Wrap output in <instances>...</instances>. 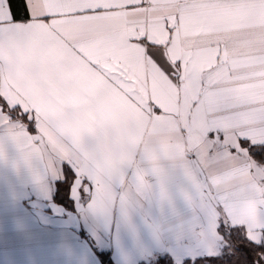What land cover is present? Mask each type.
Masks as SVG:
<instances>
[{
  "label": "snow or ice",
  "instance_id": "obj_1",
  "mask_svg": "<svg viewBox=\"0 0 264 264\" xmlns=\"http://www.w3.org/2000/svg\"><path fill=\"white\" fill-rule=\"evenodd\" d=\"M0 124L100 212L137 157L191 158L211 264H264V0H0Z\"/></svg>",
  "mask_w": 264,
  "mask_h": 264
},
{
  "label": "crops",
  "instance_id": "obj_2",
  "mask_svg": "<svg viewBox=\"0 0 264 264\" xmlns=\"http://www.w3.org/2000/svg\"><path fill=\"white\" fill-rule=\"evenodd\" d=\"M9 126L22 128L13 121ZM9 126L0 124V264H100L99 251H107L114 264L162 255L181 264L213 256L207 237L218 213L191 158L187 170L162 161L155 173L137 157L143 192L136 191L135 170L127 169L122 182L110 184L115 203L107 212L91 209V197L75 188L68 192V210L53 199L68 162L48 152L26 161L7 138ZM22 131L37 134L34 125Z\"/></svg>",
  "mask_w": 264,
  "mask_h": 264
},
{
  "label": "trees",
  "instance_id": "obj_3",
  "mask_svg": "<svg viewBox=\"0 0 264 264\" xmlns=\"http://www.w3.org/2000/svg\"><path fill=\"white\" fill-rule=\"evenodd\" d=\"M66 180L62 179L61 181L56 182L53 199L56 203L64 206L66 209L71 210V201L68 197L69 190L66 189ZM100 261V264H114L109 256L107 251H99L96 253ZM215 256L201 257L194 260H185L181 264H211L212 259H217ZM139 264H173L171 259L166 256H158L154 259H149Z\"/></svg>",
  "mask_w": 264,
  "mask_h": 264
}]
</instances>
